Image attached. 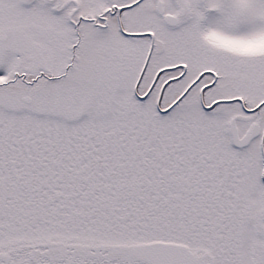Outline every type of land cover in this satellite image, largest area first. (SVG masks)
Listing matches in <instances>:
<instances>
[{"label": "snow or ice", "instance_id": "obj_1", "mask_svg": "<svg viewBox=\"0 0 264 264\" xmlns=\"http://www.w3.org/2000/svg\"><path fill=\"white\" fill-rule=\"evenodd\" d=\"M0 264H264V0H0Z\"/></svg>", "mask_w": 264, "mask_h": 264}]
</instances>
